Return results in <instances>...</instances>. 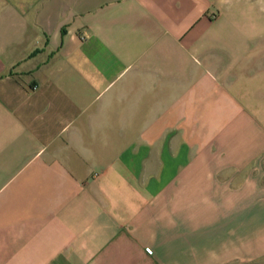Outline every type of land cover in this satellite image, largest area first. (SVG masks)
I'll return each mask as SVG.
<instances>
[{"label": "crops", "instance_id": "1", "mask_svg": "<svg viewBox=\"0 0 264 264\" xmlns=\"http://www.w3.org/2000/svg\"><path fill=\"white\" fill-rule=\"evenodd\" d=\"M0 264H264V0H0Z\"/></svg>", "mask_w": 264, "mask_h": 264}]
</instances>
